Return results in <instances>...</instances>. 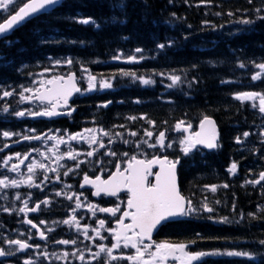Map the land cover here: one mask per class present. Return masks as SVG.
<instances>
[{
  "label": "trees",
  "instance_id": "obj_1",
  "mask_svg": "<svg viewBox=\"0 0 264 264\" xmlns=\"http://www.w3.org/2000/svg\"><path fill=\"white\" fill-rule=\"evenodd\" d=\"M115 3L62 0L53 10L17 28L8 37L18 41L14 46L6 47L0 40V58L6 57L0 59L2 89L14 87L15 81L16 87L25 85L30 74L43 70L76 71L81 64L104 74L108 67L100 64L106 58L132 53L147 56L126 68L156 84L132 85L126 77L117 76L113 67L117 88L96 101L111 99L122 117L141 130L144 126L169 130L181 121L195 126L201 117L211 116L219 132L213 151L195 148L186 156L179 148L174 154L180 160L181 193L198 209L207 203L213 211L193 213L176 221L172 229L170 224L164 226L167 235L162 239L184 243L193 252L239 251L256 257L210 255L193 264H262L264 180L246 181L259 180L264 172V116L249 101L236 99V94L264 95V73L261 79H252L259 72L257 65L264 64V20L259 18L264 15V0H126L123 10L114 9ZM89 18L101 27L78 23ZM244 19L253 23L243 24ZM161 44L165 47L160 48ZM58 59L71 60L72 66L49 64ZM174 69L181 78L177 88L166 87L168 79L160 83L158 71L171 75ZM233 162L237 163L234 174L229 172ZM211 185H216V191ZM225 217L228 222H222ZM9 225L7 218L3 225L7 232ZM6 239L10 235L0 240V247ZM11 262L23 264L19 258Z\"/></svg>",
  "mask_w": 264,
  "mask_h": 264
},
{
  "label": "flooded vegetation",
  "instance_id": "obj_2",
  "mask_svg": "<svg viewBox=\"0 0 264 264\" xmlns=\"http://www.w3.org/2000/svg\"><path fill=\"white\" fill-rule=\"evenodd\" d=\"M47 106L49 103L30 101L28 106H25L21 111L40 112ZM69 108L73 109L70 115L66 114ZM58 111L62 114L51 119L23 118L21 122L27 128L12 131L13 135L6 137V141L0 139V175L4 168L11 170L12 164L19 165L18 169L11 173L12 180L18 183L15 186H9L8 196L7 191L0 186V240L2 241L6 235H10V239L4 241L3 250L10 253L15 248L14 255L23 254L26 259L24 261H30L31 264H41L43 261L44 264H140L139 261L124 258L111 260L107 252H101L93 259L99 252L98 245L111 247L117 242L116 233H119L118 227L121 226L118 223V218L123 216L124 211H134V209L128 208L127 201L131 193L127 189L121 188L116 196L105 194L96 196L94 195L95 186L84 183L85 174L91 180H95L97 176L101 181L109 180L117 172V165H119L121 173L130 174L125 170L128 169V163L133 156H129L128 151L120 150L114 146L116 138L111 126L98 121L93 111L88 112L76 102L69 103L66 107H60ZM0 123L12 124V121L11 119H0ZM86 129H90L92 132H86ZM101 129L103 132L100 131ZM105 132L108 135H104ZM27 133L30 136H38L40 139L28 142L23 139ZM74 134L80 135L73 140L71 136ZM90 135L97 137L96 143H89L87 137ZM81 136L84 138H80ZM101 143H103V147L100 146ZM94 149L93 155L87 156V153ZM69 152L76 156L75 160L69 158L67 155ZM109 152H115L116 155H109ZM16 153H20L19 158L16 157ZM25 154H27L26 159ZM154 154L156 153H149L144 158L148 159ZM9 156L12 159L5 165V158ZM20 160H24V162L20 163ZM33 162L36 166L33 172L29 173L28 166ZM78 163L79 167H76ZM40 164H43L44 167H39ZM70 168L72 171H69ZM150 171L154 174L155 169L151 168ZM66 172L67 175H65ZM30 175L32 180L29 183L27 181ZM152 182L153 175H150L148 176L149 186ZM68 196L73 198L68 199ZM77 196H79L82 205L79 208L76 207ZM45 200L48 201L47 204L41 203ZM25 203L29 209L37 204H40V208L35 212H20L19 209L24 207ZM89 204L96 208H115L119 205L120 211H117L115 215L98 210L93 212L88 208ZM73 209L75 212L72 211ZM73 216L80 225L79 229L74 223H63L64 220H69ZM7 218L10 222L8 232L3 229L4 220ZM28 220H31L37 227L28 224ZM101 220L105 222L103 227L99 224ZM42 221L44 223H41ZM131 222V217L123 218V225H129ZM174 223L175 221H169L163 224L152 234L151 240L138 244V247L142 248L147 244L153 245L151 249L145 250L143 259L149 258L148 254L155 251L157 243H176L167 241V239L162 240V235H167L166 232L163 233L164 226L170 224L172 229ZM85 226H87V237L84 234ZM94 229H98L100 235H97ZM40 232H44L45 238H41ZM125 234L132 236V231L123 229L120 247L113 249L112 255L117 257L135 256L136 249L131 244L127 247L124 246L123 236ZM174 234L175 230H171L170 235ZM10 240H24L30 247L20 250L18 245L10 244ZM63 240L75 241V243H60L59 248L54 246L55 242ZM37 245L39 247H36ZM56 250L61 253L59 260L53 256ZM65 253L68 255L65 256ZM81 254L84 256L83 260L79 259ZM9 255L11 256V254ZM169 264H173L171 258ZM175 264H179V262L176 261Z\"/></svg>",
  "mask_w": 264,
  "mask_h": 264
},
{
  "label": "snow or ice",
  "instance_id": "obj_3",
  "mask_svg": "<svg viewBox=\"0 0 264 264\" xmlns=\"http://www.w3.org/2000/svg\"><path fill=\"white\" fill-rule=\"evenodd\" d=\"M61 0H29L27 3H23L22 7H18V0H0V12L2 13H8L6 18H2L3 22H0V40H3L6 47H12L16 43H18L15 39H8L9 36L12 35V33L22 26L24 23H27L33 18H38L40 14H46L49 12L50 9H54L56 6L60 4ZM204 2V0H202ZM251 2V0H250ZM126 0H117V3L113 4V8H119L121 10L126 8ZM18 7V11L16 8ZM256 11H261L260 9H257ZM14 13V14H13ZM174 15V14H173ZM229 15H232V13H229ZM260 19L264 20V15L259 17ZM115 20V18H113ZM124 21H121L123 23ZM243 24H251L253 23L250 19H244L241 21ZM78 23L84 24V25H91L99 29L101 26L96 23V21L92 18L89 19H83L78 21ZM160 48H164L165 45L161 44L159 45ZM137 51H140L137 49ZM119 57H117L118 59ZM0 59H6V57L0 58ZM130 59H135V57H130ZM68 63H71V61H68ZM241 67H244V65H241ZM257 67L261 70L260 72H257L255 75L252 76L253 80L261 79V73H264V64H259ZM125 75H129L128 73H125ZM134 75V74H133ZM68 81H72L73 77L69 76ZM140 82L144 85H150L153 84L154 81L151 79H145L143 77H139ZM172 83L168 85V87H173L178 82H180L181 78L179 76H171L170 77ZM97 78L95 76H89V83L88 88L84 91H90L94 90L97 87V84L95 81ZM59 82V83H57ZM226 81H222V83H225ZM47 83L49 85H54L53 88L48 89L46 92H41L40 89H31V88H23L19 93V98L21 101H27V100H48L49 106L45 107L43 111L40 112H32V111H19L15 112V116L17 117H23L25 115H29L32 117L37 116H45V117H53L56 115L62 114L58 111L60 108L61 102L64 105L68 104V98L73 95V93H79L82 90L78 87H76L75 83L72 84V87L69 89L64 86V78L63 77H54L51 80H48ZM191 86V85H189ZM100 88H112L113 85L108 80H101L99 82ZM25 93H29V95H25ZM12 91H4L3 96L9 97L12 96ZM259 98V111L261 113H264V95H261L259 93L254 92H241L236 94V99L240 101H252ZM109 103H111L109 101ZM107 106V105H105ZM4 112H8V108L3 109ZM71 111L73 109L69 108L68 112L66 114H71ZM143 118V117H142ZM130 119L135 120L136 117H130ZM149 123L154 124V121H149ZM183 124V121L178 122L176 124V128L180 129ZM205 125H211L212 131L211 133L206 136L202 137L201 133H196L192 137H185V139L180 141V144L183 145V153L187 156L189 155L193 149L197 148L198 145H203L204 147L208 149H214L217 145V133L215 131L214 127V121H212L208 116H205L203 120L200 122V126L203 129ZM122 127V126H121ZM190 127V125L188 126ZM86 132L91 133L92 130L86 129ZM100 131L103 132V129ZM4 137H9L13 135V133L10 132H3L2 133ZM80 134H74L71 136V139L75 140ZM104 135H108L107 132L104 133ZM120 135V134H117ZM131 135L135 136L136 133L133 132ZM145 135L149 138L153 136V133L151 131H146ZM245 137L249 135L248 132L243 133ZM84 138V137H80ZM23 139L29 140V139H40L38 136H24ZM89 140V143H96L97 137L95 135H90L87 137ZM237 142H240V138L237 137ZM165 140L166 135L164 131L159 132V135L156 137V143L155 144H149V147H165ZM63 142V141H61ZM111 143V141H109ZM127 143V141H125ZM144 143H148V141H144ZM101 147H103V143L100 144ZM139 146V145H137ZM171 144H168L167 147H171ZM7 147V145H5ZM93 151H89L87 153V156H92ZM109 155H116L115 152H109ZM16 157L19 158L20 153L15 154ZM69 158L75 160L76 156L73 155V153L69 152L67 153ZM27 158V154H25V159ZM12 159L11 156L5 158V165ZM133 160L135 161V165H133L131 162L129 163L128 169H126V172H129L130 174L125 175L124 173H121L119 171V165H117V172L110 177L107 181H101L100 177L97 176L95 180H91L87 174L84 176V183L85 184H92L95 186L96 191L94 195L100 196L101 194L105 195H111L116 196L118 192H120L121 188L127 189L131 196L127 201L128 208L134 209V211H124L123 216L118 218V223L121 224L122 228L125 230H131L132 236L124 235L123 239L125 241V247H127L129 244L133 248L136 249L135 256H128V257H117L112 255L113 249L120 247V238L121 233H116V239L117 242L112 244L111 247H107L105 245H98L99 252L95 254L93 259H95L97 256L100 255L101 252H107L111 260H116L120 258L133 260V261H139L140 264H169V260L171 258V261L173 264H175L176 261L179 262V264H193V262L202 260L205 256L210 255H228V256H246L248 259L253 260L256 257L254 255H251L247 252H239V251H227L224 253H221L219 251L214 252H192V251H186L187 245L184 243H168V242H161L155 244V251L150 252L148 254V259H143L145 256V250L151 249L153 247L152 244H147L142 247H138V244H141L143 242V239L147 237L149 240H151V234L152 232L157 229L158 227L162 226L163 224L174 220L177 217H183V216H189L193 213H196L200 210L212 212L213 209L208 207L207 203H204L200 206L198 209L195 207L191 200H186L185 197L181 196L179 194V190L177 187V181H176V166L180 163V161L177 159L175 161H168L167 157L165 156L163 160L159 158H154L152 160H149L147 162L135 160V157H133ZM24 160H20V163H23ZM83 163V161H81ZM153 164H159L160 165V171L156 172L154 174L156 183L149 186L148 184V176L153 175V173L150 171V168ZM35 162L33 164H30L28 166L29 173L33 172V169L35 167ZM18 164H12V171H16L18 169ZM39 167L43 168L44 165L40 164ZM76 167H79V163L76 165ZM237 170V163L233 162L229 168V172L235 173ZM69 171H72L70 168ZM67 175V172L65 173ZM58 178V177H57ZM4 180H0V185H4L5 187L9 186H15L18 182L15 180H12L10 184L5 183ZM47 179V177H45ZM32 177L31 175L28 177L27 182H31ZM264 180V172L260 173L259 180L255 181H246V183H260V181ZM83 187V185H82ZM211 188V190L214 192L216 191V185L208 186ZM224 187H227V185H224ZM57 195H60V193H57ZM72 196H68V199H72ZM77 204L76 207H81V202L79 199V196L76 197ZM41 203L47 204L48 201H42ZM89 209L100 212H110L113 215L117 211H120L119 205H117L115 208H96L95 206L89 204L87 205ZM40 208V204H37L35 207L29 209L27 208V203H25V206L20 208V212L25 211H31L35 212ZM5 211H8V209H5ZM75 212V209L72 210ZM254 215V214H253ZM124 217H131L132 223L129 225H123V218ZM222 222H228V218H222ZM28 224L32 225V227H37V225L33 224L31 220L27 221ZM41 223H44L43 221ZM64 224H75L77 229L80 228V225L78 221H76L75 216L71 217L69 220H64ZM104 221H99V224L101 227L104 225ZM87 226H85V236L87 237ZM138 229V231H137ZM51 231V229H49ZM96 231L97 235H100L98 229H94ZM41 238H45L44 232H40ZM91 239V237H88ZM103 238V237H102ZM10 244H15L19 246L20 250L28 249L30 245L22 240H10ZM59 243L62 244H68V243H75V241H68L63 240L59 241ZM194 243V241H193ZM260 245L264 246V240L259 241ZM36 247H39L37 245ZM177 253H179L177 255ZM10 254V253H9ZM6 253L3 249H0V256H5ZM65 256L68 254L65 253ZM79 259L83 260L84 256L81 254L79 256ZM25 264H31L30 261H25ZM262 264H264V257H262Z\"/></svg>",
  "mask_w": 264,
  "mask_h": 264
},
{
  "label": "rangeland",
  "instance_id": "obj_4",
  "mask_svg": "<svg viewBox=\"0 0 264 264\" xmlns=\"http://www.w3.org/2000/svg\"><path fill=\"white\" fill-rule=\"evenodd\" d=\"M0 14L1 15H3L4 13H2V12H0ZM49 64H51V62L49 63ZM48 64V65H49ZM67 65L69 64L68 62L66 63ZM83 69H84V72H80V74H79V79H80V81H82L83 82V84H84V86H85V88L87 89L88 88V83H89V76H95V75H93V74H91V72H90V70L88 69V71L84 68V67H82ZM259 71H261L260 69H259ZM119 74H123V75H125V73H127L126 71H119L118 72ZM49 74V71H46V70H44V71H41L40 73H38L33 79H32V85H34V86H36V85H38V86H40L41 84H43L44 83V81H46V79H47V75ZM135 75V74H134ZM126 76H128V75H126ZM96 78H97V80L95 81V83L97 84V86L99 87V82L101 81V80H103V78L102 77H97V76H95ZM132 80H134V78L132 79ZM98 81V82H97ZM138 81H140V79H137V82ZM27 88H31V89H33L31 86L30 87H27ZM22 90V89H21ZM20 90V91H21ZM95 90V89H94ZM94 90H90V91H94ZM99 90H104V88H100L99 87ZM90 91H88V92H90ZM25 95H29V93H25ZM18 97H19V95H18ZM20 99V98H19ZM250 103L254 106H259V98H257V99H255V100H252V101H250ZM30 136V135H29ZM126 136H128V135H126ZM263 138H264V134H263ZM34 139H29L28 140V142H34L33 141ZM51 147V146H50ZM47 148H49V145H47ZM139 148V147H138ZM142 151V148H139V152H141ZM4 174H1L0 175V180H4L5 178H7L6 180H5V183H7V184H10V182L12 181V172L13 171H11L10 169H5L4 168ZM1 187H3V188H5V186L4 185H0ZM59 242H55V244H54V246H57L58 248H59ZM11 250H12V248H11ZM14 250V251H13ZM12 250V252H15V248ZM211 252H214V251H211ZM219 252H221V253H224V252H222V251H219ZM225 252H227V251H225ZM53 256H54V258L56 259V260H59L60 258H61V253L58 251V250H56L55 252H54V254H53ZM23 258H25V256L23 257ZM51 258V257H50Z\"/></svg>",
  "mask_w": 264,
  "mask_h": 264
},
{
  "label": "water",
  "instance_id": "obj_5",
  "mask_svg": "<svg viewBox=\"0 0 264 264\" xmlns=\"http://www.w3.org/2000/svg\"><path fill=\"white\" fill-rule=\"evenodd\" d=\"M27 2H29V0L27 1ZM26 2V3H27ZM22 7V6H21ZM18 11V10H17ZM69 76H72L73 77V80L72 81H68V77ZM68 77H66V78H64V81H65V83H64V86L65 87H67V88H71L72 87V84L73 83H75V81H74V74L73 73H70L69 75H68ZM57 83H59V82H57ZM54 87V85H50V87L49 88H47V89H44V90H42L41 92H46L48 89H50V88H53ZM72 96V95H71ZM70 96V97H71ZM70 97L68 98V99H70ZM211 119V118H210ZM212 121H214L213 119H211ZM214 127H215V131H216V133H217V139H218V132H217V126L215 125V122H214ZM180 129H183L184 131H185V134H186V137H189V127L188 126H181V128ZM211 131H212V126L211 125H205L204 126V128L202 129L201 128V126H200V123H199V125H198V127H197V130L194 132V134H193V136L196 134V133H201V136L202 137H206V136H208L210 133H211ZM198 146H200L201 148H204V149H208V148H206V147H204L203 145H198ZM208 150H211V149H208ZM155 158H157V157H155ZM154 159V158H153ZM159 159H161V160H163L164 158H159ZM139 160V159H138ZM140 161H143V160H140ZM135 165V164H134ZM178 165V164H177ZM152 166H154V167H157L158 168V170H157V172H159L160 171V165L159 164H153ZM176 169H177V166H176ZM176 181H177V175H176ZM156 183V181H154V184ZM177 187H178V182H177ZM178 190H179V187H178ZM179 194H180V192H179ZM181 195V194H180ZM182 196V195H181ZM181 217H177V218H175L174 220H176V219H180ZM138 230V229H137ZM156 230V229H155ZM154 230V231H155ZM153 231V232H154ZM152 232V233H153ZM144 239H148L147 237H145ZM3 256H0V258H2Z\"/></svg>",
  "mask_w": 264,
  "mask_h": 264
},
{
  "label": "bare ground",
  "instance_id": "obj_6",
  "mask_svg": "<svg viewBox=\"0 0 264 264\" xmlns=\"http://www.w3.org/2000/svg\"><path fill=\"white\" fill-rule=\"evenodd\" d=\"M14 79V78H13ZM22 79V78H21ZM25 79V78H24ZM15 81V80H14ZM18 81V80H17ZM16 82V81H15ZM17 83V82H16ZM15 84V83H14ZM12 85V84H11ZM16 86V85H15ZM3 120V119H2Z\"/></svg>",
  "mask_w": 264,
  "mask_h": 264
}]
</instances>
